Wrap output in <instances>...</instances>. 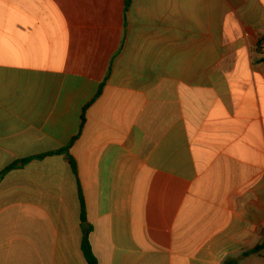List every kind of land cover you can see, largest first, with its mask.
<instances>
[{"label": "crops", "instance_id": "crops-1", "mask_svg": "<svg viewBox=\"0 0 264 264\" xmlns=\"http://www.w3.org/2000/svg\"><path fill=\"white\" fill-rule=\"evenodd\" d=\"M263 36L264 0H0V264L89 228L98 264H264Z\"/></svg>", "mask_w": 264, "mask_h": 264}, {"label": "trees", "instance_id": "trees-1", "mask_svg": "<svg viewBox=\"0 0 264 264\" xmlns=\"http://www.w3.org/2000/svg\"><path fill=\"white\" fill-rule=\"evenodd\" d=\"M256 53L260 57L259 60H256V63L262 62L264 60V36L259 39V41H258V43L256 45ZM102 86H103V83L100 86V90H101ZM99 93L100 92H98V94ZM68 148L69 147L61 149V150L55 152V154H63V155H65V157L67 158L68 164L70 165L72 173L74 175H77V165H76L75 160L67 153ZM41 158H43V157L42 156L35 157V159H41ZM28 161L29 160H24V161H22V163L24 164V163H27ZM17 165L18 164L9 165L0 175H2L4 173L16 168ZM79 197H80V204H81V221H82V223H85L84 202H83V198L81 197V195ZM89 232H90V228L83 231L80 249H81L82 255L84 257V260L86 261V264H98L97 259L95 258V256L92 253L91 246H90V243H89V240H88ZM263 249H264V238H263L262 242L259 245H257L255 248H253L250 251L244 252L242 254V256H247L249 254H256V253L261 252ZM224 264H237V263L233 262V261H230V260H226L224 262Z\"/></svg>", "mask_w": 264, "mask_h": 264}, {"label": "water", "instance_id": "water-1", "mask_svg": "<svg viewBox=\"0 0 264 264\" xmlns=\"http://www.w3.org/2000/svg\"><path fill=\"white\" fill-rule=\"evenodd\" d=\"M82 228H83V229H86V228H87V225H82Z\"/></svg>", "mask_w": 264, "mask_h": 264}, {"label": "rangeland", "instance_id": "rangeland-1", "mask_svg": "<svg viewBox=\"0 0 264 264\" xmlns=\"http://www.w3.org/2000/svg\"><path fill=\"white\" fill-rule=\"evenodd\" d=\"M83 225H87V223H83Z\"/></svg>", "mask_w": 264, "mask_h": 264}]
</instances>
